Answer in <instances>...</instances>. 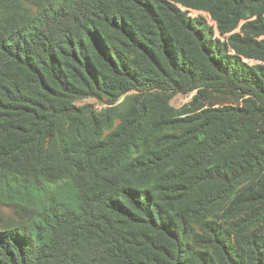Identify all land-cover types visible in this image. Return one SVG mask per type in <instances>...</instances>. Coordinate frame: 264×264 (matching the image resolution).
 I'll return each instance as SVG.
<instances>
[{
    "label": "trees",
    "instance_id": "obj_1",
    "mask_svg": "<svg viewBox=\"0 0 264 264\" xmlns=\"http://www.w3.org/2000/svg\"><path fill=\"white\" fill-rule=\"evenodd\" d=\"M0 264H264V0H0Z\"/></svg>",
    "mask_w": 264,
    "mask_h": 264
},
{
    "label": "rangeland",
    "instance_id": "obj_2",
    "mask_svg": "<svg viewBox=\"0 0 264 264\" xmlns=\"http://www.w3.org/2000/svg\"><path fill=\"white\" fill-rule=\"evenodd\" d=\"M193 95H178L173 99V105L179 108L183 104L188 103L193 98ZM32 191L34 193L31 196V204L36 208L51 204V200L54 198L63 207L66 206L74 211L79 210L77 191L73 185L67 182L45 183L40 191H35L34 189Z\"/></svg>",
    "mask_w": 264,
    "mask_h": 264
}]
</instances>
